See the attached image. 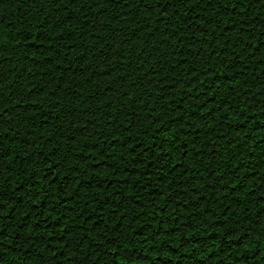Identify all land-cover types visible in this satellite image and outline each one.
Instances as JSON below:
<instances>
[{
    "label": "trees",
    "instance_id": "trees-1",
    "mask_svg": "<svg viewBox=\"0 0 264 264\" xmlns=\"http://www.w3.org/2000/svg\"><path fill=\"white\" fill-rule=\"evenodd\" d=\"M0 197V264H264V0H0Z\"/></svg>",
    "mask_w": 264,
    "mask_h": 264
},
{
    "label": "snow or ice",
    "instance_id": "snow-or-ice-1",
    "mask_svg": "<svg viewBox=\"0 0 264 264\" xmlns=\"http://www.w3.org/2000/svg\"><path fill=\"white\" fill-rule=\"evenodd\" d=\"M209 2L211 3V0H209ZM234 7V6H233ZM241 7H243L242 3H241ZM0 199H2V197H0ZM2 207V206H0ZM6 218V217H5ZM4 231L3 229H0V240H2L3 236H4ZM237 239H240L239 237H237Z\"/></svg>",
    "mask_w": 264,
    "mask_h": 264
}]
</instances>
